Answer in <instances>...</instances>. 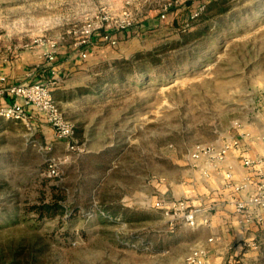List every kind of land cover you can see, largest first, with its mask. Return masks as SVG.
Listing matches in <instances>:
<instances>
[{"label": "rangeland", "instance_id": "1", "mask_svg": "<svg viewBox=\"0 0 264 264\" xmlns=\"http://www.w3.org/2000/svg\"><path fill=\"white\" fill-rule=\"evenodd\" d=\"M209 1L0 0L2 62L22 52L42 54L51 42L58 49L71 45L79 55L88 26L97 31L105 24L113 32L134 22L116 34L119 43L128 41L127 55L119 43L101 45L97 31L92 47H103L100 60L86 61L53 91L66 118L82 130L75 134L77 150L49 137L42 121L0 119V264H186L205 232L162 214L157 203L173 195L165 189L177 193L191 178L188 154L197 146L246 132L264 135V0H225L229 10L214 17L216 26L195 49L160 52L193 26V15ZM169 4L166 18H159ZM127 31L138 36L123 40ZM142 52L159 54L161 62H137L123 80L109 74L114 59ZM49 163L57 165L56 175ZM56 194L66 206H82L89 196L90 208L40 221L24 213ZM115 203L140 221L111 218L103 205ZM242 248L230 243L223 264H264V243L246 240ZM244 248L252 253L243 255Z\"/></svg>", "mask_w": 264, "mask_h": 264}, {"label": "built area", "instance_id": "2", "mask_svg": "<svg viewBox=\"0 0 264 264\" xmlns=\"http://www.w3.org/2000/svg\"><path fill=\"white\" fill-rule=\"evenodd\" d=\"M171 6L169 4L161 9V19L166 18ZM200 13H195L193 17L198 16ZM133 25L134 22L127 20L115 25L113 32L105 29V24L101 30L97 31H101L98 34H100L102 42L116 46L119 43L116 34L128 30ZM97 31L95 27L91 26L85 29V39L79 44L81 47L79 48V55L82 58L87 57L89 49L94 44L93 42L98 38L96 36L98 35ZM57 51V44L51 42L47 44L45 50H42L41 56L52 64ZM4 80L5 78L0 76V82ZM60 81L59 77L51 75L43 81L5 85L0 92L6 97H10L11 101L0 104V119L19 121L29 125L32 117L29 111L38 112L42 114L45 122L52 128L55 137L67 143L69 151L77 150L79 145L74 140L75 125L69 118H66L53 92ZM246 134H242V138H230L214 145H199L188 154V158L193 163L192 166L198 167L201 161L210 166L199 168L202 176L207 179L212 176V170L217 171L223 166L229 154L242 157V163L246 170L245 175L241 179H237L233 171L228 169L225 171L224 177L231 192L233 191L234 194L246 193L240 197L233 196L230 201L235 207L237 223L243 227L264 221V155L252 156L240 152L241 140ZM260 138L264 140V135ZM48 169L51 175L58 173L55 163H50ZM157 205H159L157 208L162 211L163 215L168 216L172 219L171 221L179 222L180 220L190 228L211 224L208 209L193 205L186 199L178 198L167 202L161 201ZM207 253V249L203 247L193 249L186 257V264H206Z\"/></svg>", "mask_w": 264, "mask_h": 264}, {"label": "crops", "instance_id": "3", "mask_svg": "<svg viewBox=\"0 0 264 264\" xmlns=\"http://www.w3.org/2000/svg\"><path fill=\"white\" fill-rule=\"evenodd\" d=\"M154 13L151 11L149 15H154ZM154 22L155 20L151 18V20H148L147 24L149 27H152ZM127 32L126 35L123 34L121 36L123 40H132L134 37L138 36L130 33L131 31ZM126 42L128 41H121L118 44V47L121 48V53H123L122 55H127V53H129L123 48ZM101 45L106 46L105 43ZM102 48L103 47L97 46L94 48L91 47L87 57L82 58L78 53L74 52V48L71 45H64L59 47L56 58L52 64L37 52H22L10 61H0V76L5 78L4 81L0 82V90L5 85L43 81L51 75L61 79L57 88L64 87L63 84H67L66 81L71 75L85 67L86 61L96 59L95 62H97L100 60L98 58L101 56L100 53L102 52ZM9 101H11V98L6 97V95L0 92V104ZM29 112L32 116L30 118V123L32 121L36 122V120L42 121L43 123H41V125L44 131L49 133V137L55 139L52 128L45 122L42 114L33 110ZM246 133L241 140L240 152L242 151L244 155H264V140L259 136H255L252 132ZM199 166H192L189 169L191 178L183 181L182 185L178 186L179 192L176 193L173 188L168 189V187L165 191H169L170 189L173 191V195L170 197L171 199L183 198L193 205L208 209L211 224L208 226L191 228L194 230L200 229L205 232V235L196 239L197 241L194 247H203L207 249V264H223L224 262L222 261L227 253V246L230 243H239V250L243 249V243L246 242V240L256 239L258 242L264 243V221L245 227L237 223L235 207L230 201L233 196L240 197L246 193L234 194L233 191L231 192L226 185L227 181L225 180L224 173L226 170L231 169L236 178L241 179L246 171L242 163V157L236 154H229L223 166L217 169V171L212 170L213 174L208 179L202 176L199 168H208L209 165L201 161ZM248 254L245 249L243 255L248 256Z\"/></svg>", "mask_w": 264, "mask_h": 264}, {"label": "trees", "instance_id": "4", "mask_svg": "<svg viewBox=\"0 0 264 264\" xmlns=\"http://www.w3.org/2000/svg\"><path fill=\"white\" fill-rule=\"evenodd\" d=\"M225 0H210L207 4L203 3V12H201L198 17L195 20L193 26H190V28H186L184 31L180 33V38H177L176 40L166 43L165 45L161 46L160 52L163 53L162 55H167L168 51L170 49H184L186 47H189V49H195L202 41L203 39L208 35V30L214 28L216 26L214 21V17L217 14L224 13L227 10H229L230 6H224ZM197 10V9H196ZM195 10L192 11L191 17L193 15ZM155 12V13H154ZM154 15H156V11L153 10ZM159 18H160V12H159ZM198 20V21H197ZM178 21V20H177ZM174 24H177L175 21ZM161 57L159 54H155L153 52L150 53H139L135 55L133 58H116L112 61V65L115 68L112 70L109 74L119 80H123L126 73H128L130 70H132L133 65L135 63L140 62L144 67L148 63H158L161 62ZM143 67V66H142ZM115 73V75H114ZM100 77V76H99ZM97 77V78H99ZM55 96V95H54ZM56 99V98H55ZM82 130H79L75 127L74 130V139L75 134H81ZM77 142V141H76ZM50 163L48 164L49 168ZM106 169L105 167L103 168ZM103 177V174L98 176V178L94 179L90 185V187H96V185L101 181ZM58 189V188H57ZM93 189V188H92ZM60 190V189H59ZM89 192H91V188L88 189ZM65 196L62 194H56L54 195L53 199L50 201H44L40 203H36L33 205H29V207L26 208L24 213H34L35 219L40 221L44 219H56L57 217L63 218L65 215H68V218L74 217L78 212L81 211V208H85L86 210L90 208L89 204V196L85 199V203L81 206L77 204L76 202L66 206L64 203ZM103 210L105 213H108L111 218H122L125 221H128L130 223H134L135 221H140V216L135 214V211L129 208L124 207L121 204H104ZM162 212V211H161ZM163 214V213H162ZM100 217L103 218L102 213H99ZM171 225V224H170ZM177 225L173 226V228H176Z\"/></svg>", "mask_w": 264, "mask_h": 264}]
</instances>
